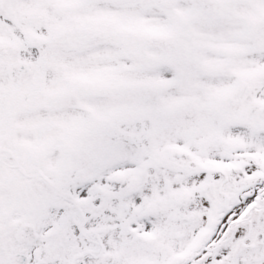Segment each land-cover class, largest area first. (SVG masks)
Instances as JSON below:
<instances>
[{
    "label": "snow or ice",
    "instance_id": "obj_1",
    "mask_svg": "<svg viewBox=\"0 0 264 264\" xmlns=\"http://www.w3.org/2000/svg\"><path fill=\"white\" fill-rule=\"evenodd\" d=\"M0 264H264V0H0Z\"/></svg>",
    "mask_w": 264,
    "mask_h": 264
}]
</instances>
